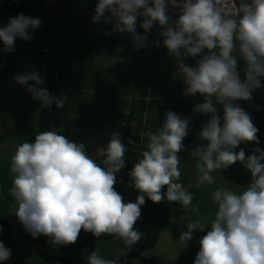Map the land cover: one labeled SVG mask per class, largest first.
<instances>
[{"label": "clouds", "instance_id": "1", "mask_svg": "<svg viewBox=\"0 0 264 264\" xmlns=\"http://www.w3.org/2000/svg\"><path fill=\"white\" fill-rule=\"evenodd\" d=\"M223 0H170L180 10L178 19L170 22L166 0H99L93 22L112 23L113 32L131 35L134 49L146 47V36L136 32L138 15L144 17L140 27L148 32L154 23L164 31L160 35L169 56L179 61L178 72L186 87L183 95L200 94L204 102L195 105L193 113L211 114L198 133L206 145L196 147L191 155L198 157V184L214 183L211 173L227 169L236 162L251 172L252 182L237 194L217 189L213 200L218 204L210 230L200 239V250L194 264H264V151L259 147L245 156L244 149L234 151L241 142L259 143L258 128L252 117L234 101H249L261 87L264 77V0H252L237 7L232 0V11L226 12ZM111 15L106 17L105 13ZM39 18L19 14L9 18L0 28V41L6 52L14 50L17 37L30 41L28 29L41 25ZM111 34V33H108ZM156 43H159L158 41ZM246 67L242 82L237 69V50ZM207 50L195 67L186 66L183 57H195ZM20 85H28L33 99L43 106L53 102L63 107L65 99L50 95L37 71L17 74ZM32 81V84L28 82ZM218 103L223 106V125L217 115ZM163 127L158 132L144 133L149 138L147 150L129 175L139 190L135 202H123L115 190V173L125 164V146L120 134L113 133L101 154L104 167L90 158L83 144L68 140L55 131L40 132L34 143L20 144L11 159L14 173L12 195L18 205V221L33 237L43 234L57 245L74 244L81 230L95 237L108 234L131 248L141 239L134 225L141 215L145 197L153 203L163 199L178 202L187 208L193 196L176 181L180 179V158L183 140L189 132V119L168 111ZM259 153V155L255 154ZM166 186V193L162 192ZM188 231L180 241L191 240L195 230L203 231L205 224L190 221ZM2 230V229H0ZM11 256L10 249L0 242V262ZM87 264H118L106 259L97 250L86 257Z\"/></svg>", "mask_w": 264, "mask_h": 264}, {"label": "crops", "instance_id": "2", "mask_svg": "<svg viewBox=\"0 0 264 264\" xmlns=\"http://www.w3.org/2000/svg\"><path fill=\"white\" fill-rule=\"evenodd\" d=\"M89 1L29 0L26 6L29 10H26V7L24 9L9 7L5 4V0H0V11L6 13L3 17L0 15V28L7 25L10 18L7 13L11 11L9 10L11 8L18 10L21 14H27L28 17L39 18L42 22L36 28L37 32L32 33L34 38L31 36L30 41H24L17 37L14 42V50L11 52H6L3 42L0 41V218L16 217L15 212L18 207L11 191L14 179V173L11 172L12 156L23 142L34 143L35 136L40 132L55 131L72 142L83 144L87 155L98 165L104 167L102 162L106 157L101 154V150L106 149L113 133H119L121 139L123 130L119 123L123 119V108H128L130 114L126 130L137 141L138 146L133 154L124 155V159L126 163L134 167L142 158L140 153L147 150L149 138L144 133L147 131L158 132L165 123L166 112L171 111L174 104L180 105L192 100L204 102L203 96L183 95L186 85L182 82H169L162 76L155 86L152 85L151 80L146 89L148 72L147 69L145 70L143 51L128 48L123 50L120 45L111 46L109 49L105 48L99 41V36L102 35L99 23L95 25L92 19L99 0ZM54 2L57 3V6ZM71 2L84 6L91 15L87 22H83L89 25L88 28H80V34L75 36L65 31L66 19L60 20L62 29L52 23L47 24L50 18H54L58 12L60 13L58 8L63 3ZM48 5L52 10L47 12L46 6ZM61 17L64 18V15ZM108 24L111 26L114 24V20L112 24ZM91 25L95 26L91 27ZM39 33L47 35L48 40L43 44L55 57V60L49 63L46 73L40 76L45 81L40 87L46 88L49 94L58 100L66 98L63 107L58 108L55 102L50 107L43 106L39 100L33 99L32 94L27 90L28 85H20L14 79L17 74L31 72L27 69V65L31 62L30 44L34 39L37 41ZM103 36L109 41L108 33ZM145 36L147 37L146 46L150 48L151 37L157 39L159 34L156 35L154 30H150ZM127 52L131 53L133 57H128ZM28 83L32 84V81ZM213 99L215 103V98ZM147 100L163 101L164 106L160 109H152L148 107ZM217 115L223 117L224 113L218 112ZM196 116L206 122L211 119V114L196 113ZM198 144L199 141L195 137L190 148L191 153L199 146ZM205 144L207 141L203 145ZM181 153L182 151L178 153L179 157ZM191 156L193 159V155ZM245 156L247 158L246 154ZM192 159L190 169L188 165L190 181L186 186L183 185L184 167L180 161L181 175L179 181L176 182L181 183L193 196L191 205L197 206L201 195V185L198 184L200 173L197 168L200 161L198 157L195 161ZM239 167L240 175L238 177H233L235 171L230 169V179L235 182L238 180L237 182L244 184L251 181V172L241 162H239ZM211 175L215 182L217 180L216 170ZM115 176L114 188L123 197V202H135L140 193L134 188L130 176H123L120 171L115 173ZM230 179L226 181V184L231 182ZM204 184L202 196L204 200H209L213 189L206 190L210 184L207 182ZM166 190L165 186L162 192L166 193ZM145 206L150 207V212L154 216L161 214V219H166L168 223L174 225L177 222L171 217L182 208L178 202H169L166 198L160 203H153L145 197V204L141 206L139 220L142 219L141 216L144 213L149 212ZM136 228L137 231H142L140 224L136 225ZM14 231H3V233L11 235ZM0 232L2 231L0 230ZM79 234L86 238L80 241L81 245L78 242L57 245L52 242L51 237L43 234L37 237L54 247L59 255L68 262L75 257L84 256V253L89 250H97L100 238L105 240L104 245H107L109 249H118L124 246L122 240L113 239L108 234L95 237L92 233L83 230ZM129 250L124 254V257L117 256L118 264H153V259H149L151 254H146L142 248L132 246ZM11 256L13 259V255Z\"/></svg>", "mask_w": 264, "mask_h": 264}, {"label": "rangeland", "instance_id": "3", "mask_svg": "<svg viewBox=\"0 0 264 264\" xmlns=\"http://www.w3.org/2000/svg\"><path fill=\"white\" fill-rule=\"evenodd\" d=\"M90 2L89 0H84ZM55 3V2H54ZM57 6V3H55ZM47 12L52 10L51 6H46ZM58 8V7H57ZM26 10L27 7L25 8ZM60 13L55 15L54 18H50L47 24H54L58 28L62 29L63 26L60 20L66 19V32H70L71 34L79 35L81 29L83 27L88 28L89 25L87 23H83L84 21L87 22L88 18L91 16L88 9H85L84 6L76 4V3H63L59 8ZM7 15L8 17H16L17 15L21 14L16 9H9ZM1 17L6 15L5 12L0 11ZM23 15L27 16V14ZM64 15V18L61 17ZM92 15H95L92 14ZM111 14L106 12L105 16L108 17ZM170 22H174L176 17L170 15ZM93 18V17H92ZM114 20V19H113ZM113 23V22H112ZM111 23V24H112ZM98 23H95V25ZM95 25H91L94 27ZM99 30L102 35L99 36V41L102 42L105 48H110L111 46L117 47L121 46L123 50L126 48L135 50L132 37L129 34L113 32L114 24L109 26L107 22L102 20L99 22ZM89 27V28H91ZM81 28V29H80ZM94 30V29H93ZM108 31V32H107ZM164 31V30H162ZM161 31V32H162ZM29 34L34 38L31 30L28 29ZM160 32V33H161ZM43 33V32H42ZM42 33H39L40 35ZM109 34L110 39L109 41L107 38H103V34ZM47 36V35H46ZM145 36V35H142ZM163 37L159 34L158 38L155 39L151 37V47L148 46L140 48L143 51L144 57L143 61L145 62V70L147 69L148 79L146 83V89L149 86V82L152 80V85L155 86L162 76L163 79H166L169 82H182L184 85L183 78L179 75L178 72V63L176 57L169 56L166 47L163 44ZM48 40V39H47ZM98 41V43H99ZM159 43H156V42ZM33 42H36L34 39ZM125 53V51H124ZM148 53V54H147ZM207 54V50L195 57H183V61L186 66L195 67L197 61L202 58L203 55ZM128 57H133L131 53L127 52ZM233 55L237 56V69L240 74V79L243 82L245 77L244 69L246 67L243 59L239 56L238 45L237 50L233 52ZM126 57V58H128ZM135 59V58H132ZM175 66V68H174ZM261 87L253 91L252 99L249 101L238 100L234 101V103L245 110L252 117L253 124L258 128L257 137L259 143L254 142H241L239 146L234 149V151L239 152L240 149H244L245 154L247 156L254 154V150L259 147L262 151H264V77H260ZM195 96H202V95H195ZM203 103V101H187L184 104L180 105H173L171 107V111L177 113L181 116V118L189 119V132L188 135L183 140L184 149L180 154V160L184 167V174H183V185L186 186L187 182L190 181V173L188 172V165L190 167V161L192 159L191 156V145L196 140L199 141V146L203 145L205 140L199 138L198 133L202 130V126L206 123V120H201L196 116V113H193V108L195 105ZM215 106L218 108V112H223V106L215 103ZM198 113V112H197ZM221 126L223 125V117H220ZM206 145V144H205ZM12 152V151H11ZM259 155V153H255ZM10 155V154H9ZM194 161L197 159L196 156H193ZM192 159V160H193ZM264 163V161H261ZM234 170L233 177H238L240 175V167L239 162H236L231 167L227 169H217L216 170V181L213 184H210V187L206 190L211 191L212 193L210 199H203V188L205 184L201 185V195L199 197L198 205L192 206L191 204L188 205L187 208H180L171 218L176 220V225L168 223L166 219H161V214H157L154 216L153 213L150 212V207H147L146 210L149 211L148 213H144L141 218L138 219L136 224L134 225L135 230H137L136 225H141V239L137 241L133 247L142 248L146 254L149 255V259H153V264H194L196 259L197 253L200 250V239L206 235L207 231L210 230L211 222L215 219L216 213L218 211V204L213 200V193L217 189H224L230 190L237 194L242 193L246 190L247 186L252 182L248 181V183H240L237 182L238 180L232 181L230 179V172ZM226 178L225 180H223ZM228 179L231 180L230 183L226 184ZM224 182L225 184L221 183ZM229 188V189H228ZM152 214V215H151ZM6 218V217H5ZM3 219V218H0ZM200 220L205 224V229L203 231L195 230L192 233L191 240L187 242L180 241V235L184 231H188L186 224L190 221ZM2 229L0 232V242L4 244V246L11 251L12 256L9 257L8 260L0 262V264H47L44 262L39 255L34 251L33 247L27 242L24 238V234L22 231H14L9 230L4 227H0ZM3 231H14L13 234H4ZM12 233V232H10ZM7 235V236H6ZM22 237V239H21ZM85 236L79 234L78 242L81 245L80 241H82ZM39 238V237H38ZM75 242V243H76ZM105 244V240L100 238L99 239V247L97 251L99 254L106 258V259H116L117 256H123L127 251H130L129 248L122 246L121 248H112L109 249ZM138 244V245H137ZM131 249V248H130ZM95 250H89L88 252L84 253L82 257H75L72 261H69L70 264H87L86 257L90 255ZM129 255V252H128ZM84 259V261H83ZM48 264H57V263H48ZM59 264V263H58Z\"/></svg>", "mask_w": 264, "mask_h": 264}, {"label": "built area", "instance_id": "4", "mask_svg": "<svg viewBox=\"0 0 264 264\" xmlns=\"http://www.w3.org/2000/svg\"><path fill=\"white\" fill-rule=\"evenodd\" d=\"M28 1L29 0H5V4L9 7L24 9L27 6ZM180 2L181 0H177V4H179ZM193 2H195V0H193ZM251 2L252 0H235L237 7H239L241 3L251 4ZM166 3L168 4V7L166 9L168 16L172 15L174 17H178L180 14V10L176 6L172 5L170 3V0H166ZM149 4L151 6V0H149ZM222 7L226 12L232 11V0H223ZM143 19L144 17L138 15L136 32L141 36L146 35L150 30H154L156 35L160 34V32L164 30L158 23H154L152 28L148 32H145L144 29L140 27V24L143 22ZM30 30L32 33L37 32V29ZM125 33L128 34L127 32ZM47 39L48 37L46 35L39 34L37 35V41L32 42L30 44L31 62L29 63V65H27V69L31 72L37 71L40 76L46 73L49 63L55 60L54 55L51 53L48 47L43 44V42ZM147 105L152 109H160L164 106V102H152L147 100ZM129 114V109L123 108V119L119 123V126L123 130V133L121 135V142L125 146V155L133 154L135 152L136 147L138 146L137 141L133 137H131L126 130L128 125ZM132 169L133 167L125 162L124 166L120 169V173L123 176H130L129 173Z\"/></svg>", "mask_w": 264, "mask_h": 264}, {"label": "trees", "instance_id": "5", "mask_svg": "<svg viewBox=\"0 0 264 264\" xmlns=\"http://www.w3.org/2000/svg\"><path fill=\"white\" fill-rule=\"evenodd\" d=\"M0 227H4L9 230H19L22 231L27 242L33 247L34 251L39 255V257L46 263L61 262L63 264H69V262L63 259L58 251L41 240L40 238L33 237L31 233L26 231L24 226L18 221V218L13 216H8L6 218L0 219Z\"/></svg>", "mask_w": 264, "mask_h": 264}, {"label": "water", "instance_id": "6", "mask_svg": "<svg viewBox=\"0 0 264 264\" xmlns=\"http://www.w3.org/2000/svg\"><path fill=\"white\" fill-rule=\"evenodd\" d=\"M16 9H18V8H16Z\"/></svg>", "mask_w": 264, "mask_h": 264}]
</instances>
